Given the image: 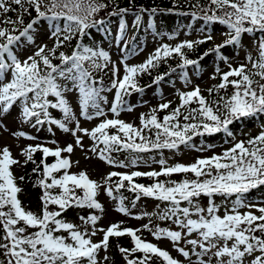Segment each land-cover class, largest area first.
Returning a JSON list of instances; mask_svg holds the SVG:
<instances>
[{
  "label": "snow or ice",
  "instance_id": "1",
  "mask_svg": "<svg viewBox=\"0 0 264 264\" xmlns=\"http://www.w3.org/2000/svg\"><path fill=\"white\" fill-rule=\"evenodd\" d=\"M10 4L18 5L20 12L17 19L4 20V24L13 25L11 29L0 27V114L9 113L19 102L25 122L35 118L33 126L47 123L69 132L70 129L64 121L75 119V115L64 94L67 89L58 83L59 79H64L73 82L78 88L81 115L85 119L94 118L89 114L90 106L96 109L95 117L104 116L105 112L97 102L99 90L94 86L96 81L84 64L90 61L92 69L103 70L110 62L108 53L78 45L71 55L60 52L57 56V49L62 46L59 39L51 49L47 45H37L36 51L23 60L18 58L14 50L22 38L34 43L31 30L44 19L66 22L63 31L67 35H64V40H70L73 32L84 36L86 30L103 23L102 20L94 19V16L107 5L100 3L99 0H0V11L3 13L15 11L9 7ZM30 8L35 10L37 17L25 25L23 15L29 13ZM200 10L205 13V20L219 23L228 29L226 35L229 39L225 44L215 46L214 51L217 53L228 44L239 43L244 33L264 32V0H209L208 6ZM127 11L128 9H120V12ZM156 11L155 8L151 9L152 13ZM139 20L140 16L137 15V21ZM121 30L123 31V25ZM59 31L53 32L52 35L58 36ZM17 32L18 34H15ZM211 39L212 36L209 35L205 40L186 41L175 47L164 44L145 63L137 66L125 64V74L122 78L119 76V69L114 67L115 79L111 88L116 89V93L113 106L110 108L111 113L119 116L124 106V96L130 94V89L142 91L135 80L137 74L149 71L162 59L174 54L183 58L182 66L195 64L197 61L187 59L182 50L192 49L194 43H205ZM259 52L258 60L252 61L249 57V62L256 69L255 72L250 73L246 66L241 64L237 68L230 67L229 71L223 73L217 88L227 89L231 86L234 91L230 97H220L215 108L201 95L197 87L190 92L182 93L181 105L171 114L164 116L162 121L158 119L156 110L153 109L147 117L141 115V128L120 119H105L91 131L81 129L77 121V131L84 132L93 140L95 146L90 151L97 154L100 160L121 168L129 165L116 162L111 152L130 150L144 153L152 149H178L181 144L194 147L190 144L193 136H202L206 133L224 131L231 136L229 125L233 120L264 113V40L260 42ZM53 58L59 59L61 63L54 64ZM101 58L104 63L98 62ZM9 76L10 79H7ZM254 76H258L259 80L254 79ZM159 79L162 77H158L157 82ZM212 91L213 89H209L210 93ZM50 97L55 98V102H52ZM194 102L198 103L199 107L190 108L183 118L185 121L199 122L181 125L178 120L181 109ZM169 107L167 103L161 104L160 110ZM49 109H58L63 114L64 121L54 119ZM127 110L132 109L129 107ZM109 129H115L116 134H110ZM145 130L148 132L155 130L154 139L150 135H145ZM72 134L76 137V145L82 147L81 138L75 131ZM13 135L35 139L27 137L23 132ZM73 150L72 144L55 150L41 145H30L21 152V155L26 157L25 163L34 164L36 161L33 154L37 151L43 154L41 161L43 172L40 173L41 179L36 182V186L42 189L40 215L25 210L18 199L22 189L17 186L10 169L20 161L13 158L8 147L0 150V226L3 228L0 249L4 250L7 264H98L97 255L101 249L105 251L108 249L110 238L124 236L130 237L133 244L131 249L119 247V252L127 264H152L153 258H158L163 264H181V261L173 258L167 250L142 239L138 235L141 229L122 228V222L113 223L107 229H96L95 225L100 217L91 215L80 218L85 225L93 226L91 233H88L80 231L73 223L60 219L63 212L71 207L103 211V206L96 197L100 188L104 187L107 195L116 199L113 196V187L109 184L114 177H118L117 191L124 188L127 182L129 190L137 193V199L143 195L170 205L163 210L159 218L172 220L180 231L159 227L152 229L149 225H144L143 228L151 232L156 240H170L175 250L189 260L190 264H212L213 258L215 264H264V207L257 209L259 215L252 211L244 213L239 211L240 208L255 207L253 204L245 203L244 195L251 189L264 185V131L247 142L235 143L222 155L199 158L190 165L177 164L172 167H164L166 162L160 160L161 171L147 173L136 171L130 174L113 171L104 177L103 184L90 179L85 171L78 174L70 173L72 162L69 158L62 157V152L71 154ZM48 157H54L55 162L47 163ZM136 163L137 159L133 158L131 164L134 166ZM33 171L39 173L40 165ZM60 172L63 174L57 178L54 174ZM177 173H191L195 179L185 178L180 182L167 183L159 180L161 176L168 177ZM143 176L155 182L147 186L135 182V178ZM52 189H60V192L54 194ZM77 190L82 195H78ZM217 195L236 197L232 207L226 209L223 216L218 214L219 209L213 199ZM201 196L209 198L206 208L198 203ZM185 202L187 206L181 207ZM50 205L57 206L58 210H49ZM117 211L129 215L123 198L120 199ZM28 229L35 231L28 233ZM61 231L69 235L67 237L56 235ZM98 231L103 233L102 240L93 242L91 237ZM193 234L197 238H190ZM182 240L192 246L191 255L190 251L179 246ZM135 253L142 255L129 258ZM193 255L197 257L195 262H191ZM104 259L107 260L108 257ZM0 264L4 262L0 261Z\"/></svg>",
  "mask_w": 264,
  "mask_h": 264
},
{
  "label": "rangeland",
  "instance_id": "2",
  "mask_svg": "<svg viewBox=\"0 0 264 264\" xmlns=\"http://www.w3.org/2000/svg\"><path fill=\"white\" fill-rule=\"evenodd\" d=\"M10 7V6H9ZM9 12L3 13L0 11V27H5L11 29L13 25L4 24V20L8 19ZM19 12H15L12 20L17 19ZM24 17V16H23ZM144 21H147V17L144 16ZM112 31L113 41L111 43L102 44L99 47V51H104L108 53L110 57V62L107 64L106 70L109 75V82L103 84H95L94 86L99 90V97L97 98V102L100 105V108L105 112L104 116L95 117L96 109L93 107H89V114L93 115L94 118L89 120L85 119L81 115V107H80V94L78 88L74 85L72 89H68L65 91V97L69 100V104L73 109V113L75 115V119L70 121H64V117L60 120L64 121L66 126L70 129L69 132H65L60 129L56 125L44 124V125H36L30 121L25 122L21 114V106L19 102L13 106V108L7 114H0V150L4 147H8L12 153L14 159L20 161L19 164L11 166V171L16 180L17 186H20L19 179L22 177V166L24 165V161L26 157L21 155V152L26 149L28 146H36L41 145L43 147H48L52 150L57 148L63 149L69 144L73 145V152L71 154L63 153L62 157L69 158L72 162V166L69 169L70 173L78 174L81 171H85L90 179L93 181H97L101 184L104 183V177H106L110 172H118V173H132V172H152V171H161L160 160H164L166 163L164 167H172L177 164L190 165L194 163L199 158H207L213 155H222L223 152L227 149H230L235 143L240 141L247 142L250 138H252L255 133H260L264 129V120L259 125H254V127L250 129H245L243 131L234 133L230 140H219L212 144H201L199 140L195 139L191 142V145L194 147H189L186 145L181 146L178 150L165 153V154H157L150 157H142L137 159V163L133 166L131 164L132 160L120 161L116 158H113L116 162H123L128 167H115L109 165L108 163L100 160L97 154L90 151L92 147L95 146L93 140L84 134L82 131H77V121L79 122V127L81 129H87L88 131L93 130L96 126H98L105 119H120L126 123L133 124L137 128H141V120L140 117L143 114L145 117L152 112L153 109L158 111L160 109L161 104H169L170 108L176 109L181 105V94L187 93L195 88H199L201 95L207 96L210 100L212 95H214V88L217 84L218 77L220 72L223 73L225 70H230L231 68H236L241 64L245 65L247 69L252 71L254 68L252 67V63L249 62V57L252 58V61H255L258 56H260L259 45L264 37L261 39H247L244 43L242 49L235 57L231 59H224L223 66L217 70V67H209L202 74H195L189 71V69H183V72H178L172 75L171 84L169 83H155L150 86H146L142 93H132L124 103L123 108L120 110L119 116H115L111 113L110 108L113 106L115 100V89L111 88L112 82L115 79L113 76V68L119 69V76L122 78L125 74L124 66L127 64L128 66H137L146 62V60L155 53V51L160 48L164 44H168L171 47H175L176 45L190 41L196 42L200 40H205L207 36H212L211 40H208L205 43H194V46H216L225 43L229 39L228 35H226L228 29L224 25H220L219 23L211 22V26H209V30L205 31L200 24H191L186 23L175 36H166V34L158 36L155 33H144V37L142 43H139L136 48L131 51L124 49V45L128 43L130 38L132 37L133 25L137 22L133 16L124 20V23L119 19L114 18L112 21ZM123 24V31L121 30V25ZM60 25L57 24L56 21H41L37 25H34L31 30V34L34 38V43L28 42L25 38H22L19 46L15 48V54L21 60L27 58V56L32 55L36 49L37 45H47L49 49L54 47L57 37L52 35L53 32L60 30L59 33H65L63 29H60ZM20 27V26H18ZM74 51V50H73ZM73 51H70L68 55H71ZM99 62L104 63L102 58ZM84 67L86 69H90L91 62H85ZM221 70V71H220ZM10 79V76L7 77ZM209 89H213L210 93ZM220 97H224L221 94ZM215 98V97H213ZM131 108V111H128V108ZM75 131L76 135L79 136L82 140V147L77 146L75 143L76 137L73 136L72 132ZM116 131V130H115ZM23 132L27 137H34L35 139H28L25 136H17L13 135V133ZM55 142V143H53ZM211 146V147H209ZM102 148L103 145H100ZM202 149V150H201ZM40 152V151H39ZM36 154V153H34ZM78 162V163H77ZM63 173L60 172L56 175L59 178ZM21 187V186H20ZM20 201L21 198L26 197L25 195L18 194ZM97 201L101 203L105 207V214L97 221L95 228L96 229H107L113 223H120L127 225L132 229H141L138 234L142 239L149 241L153 244H156L161 249L167 250L170 255L181 261V264H190V261L185 259L180 253H178L172 242L168 239L156 240L152 233L143 228L144 225H149L152 229L165 228L174 231H180L176 224L172 222V220H161L160 214H162L163 210L168 207L164 204V202L159 200H147L145 207L141 210L144 214L139 212V210L134 209L129 211V215H124L117 211V208L114 206L116 204L114 199H110L107 196V193L103 190V187L100 188L99 193L96 197ZM219 212L218 214L223 216L226 209H230L232 207L231 203L223 202V201H215ZM245 203H250L255 205L254 208H240L239 211L241 213L252 211L254 214L259 215L260 213L257 211L258 208L264 207V192L260 193L251 200H245ZM205 208L207 205L205 204ZM145 213L150 215H145ZM135 217H142L141 219H136ZM79 229L82 225L76 223L75 224ZM80 226V227H79ZM80 230L87 231L91 233L93 230V226L89 224L84 228H80ZM103 233L97 232V234L92 238L93 242H99L102 240ZM190 238H197L195 234H193ZM70 242V241H69ZM180 247H184L185 250L190 251L191 255V245H187L184 240L180 242ZM110 247V246H109ZM108 249L105 251L101 249L97 255L98 264H107L109 261V257L111 250ZM199 251V249H197ZM258 254V253H257ZM211 255V253H209ZM104 257H108L107 260ZM208 257H205L207 259ZM197 260L196 256H191V262H195ZM118 262H115V264ZM212 264H215V258L212 260Z\"/></svg>",
  "mask_w": 264,
  "mask_h": 264
},
{
  "label": "trees",
  "instance_id": "3",
  "mask_svg": "<svg viewBox=\"0 0 264 264\" xmlns=\"http://www.w3.org/2000/svg\"><path fill=\"white\" fill-rule=\"evenodd\" d=\"M100 3L106 4L107 7L101 9L98 13L95 14L94 19L100 21L102 20L103 23L99 24L96 27H92L88 30H86V35L81 36L78 32H73L72 38L70 40H64L63 37L66 34L59 35L58 39L62 41V46L57 49L56 55L58 56L60 52L65 53L68 55L70 51L76 50L78 45H81L83 47H89L92 48L94 51H98V47L101 45V43L109 42L111 40V36L109 34V30L111 27V15L112 12H117L115 16L117 18L122 17H130V16H136L141 15L143 13H147L150 17V22L148 24H145L144 22L141 24L139 28H137L135 33V36H133V40L131 41V44H129V48L136 43V41L139 39L141 33H143L145 29L152 28L155 31H158V34L161 33H168V34H174L178 29L183 26L186 22L189 23H201L205 28L209 27L211 25V22L204 19L205 13L201 11V8H206L208 6L209 0H99ZM196 5H199L200 7H196ZM10 8L15 9V11H9L8 16H13L15 12H20V8L18 5L10 4ZM157 9L155 13L151 12V9ZM120 9H128L127 12H120ZM141 9H147L148 11L141 12ZM30 13V14H29ZM29 13H25L23 16L25 25L29 22H31L33 19L37 17V14L34 9H29ZM195 13V15H193ZM211 14V13H208ZM219 14V13H218ZM59 23L61 28H64L66 25V22L64 20L57 21ZM23 27V26H22ZM15 34H18L15 33ZM264 34V32L255 31L253 33H244L241 35L240 41L237 44H228L220 49V52L217 53L214 51L215 46L206 47L205 45L202 46H195L192 49H183L184 56L187 59H191L193 61H197V63L189 65V68L193 72H197V74L204 72L205 69L211 67L213 64H216L218 67L219 65H222L224 58H232L238 55L240 52V49L244 46V43L247 39H257L261 38V36ZM263 37V36H262ZM259 56L257 57L258 60ZM54 64L59 65L61 61L59 59L53 58L52 61ZM183 65V58L179 55H173L171 57L162 59L159 63L156 64L155 67H151L149 71L137 74L135 77L136 83L140 89H142L146 83H151L156 77H162V81L169 82L171 78V74L174 73L176 70L175 68L177 66ZM185 67V66H182ZM91 72V75L94 76V78L102 79L104 80L103 74H105V70H95L90 68L89 70ZM256 70L249 71L250 73L255 72ZM254 79L259 80L258 76H254ZM230 79H235L234 77H230ZM219 84L221 83V79L219 80ZM58 83H60L65 88H68L71 86L70 81L59 79ZM130 92H134L136 90H129ZM220 92L216 93L213 97L210 98V100L207 99L209 104L215 108L216 101L219 100L221 94H223L224 97H230L233 93L234 89L229 86L227 89H219ZM128 97L127 95L124 96V101ZM50 100L52 102H55V98L50 97ZM198 103H192L188 106H185L181 109V115L179 116L178 120L181 125L188 122H199V121H185L184 115H187L188 110L190 108H198ZM50 113L53 114L55 117H59V110L58 109H49ZM173 112L171 109H165L163 111H156V115L158 119L161 121L163 120V117L166 115H169ZM221 112H223V109H221ZM264 118V113H257L254 116L250 117H243L240 119L233 120V123L229 125V131L231 133L234 132H240L244 129L252 128L254 125H257L258 123H261V120ZM32 122H35V118H32ZM110 134H116L114 132V129L108 130ZM145 135H150L154 139L155 137V130L152 132H148V130L144 131ZM260 133H258L259 135ZM230 138L227 133L224 131L213 133V134H204L202 136H193L194 138L199 139L203 143H211L214 141H217L221 138ZM255 135L254 137H256ZM139 142V141H138ZM191 142V141H190ZM175 150V149H172ZM168 151H171V149H152L151 151L144 152V153H136L132 152L130 150H120V151H113L111 152L112 157H117L122 160L126 159H133L138 158L139 156H151L156 153H166ZM41 153L37 152V154L33 155V159L36 161V163L27 162L22 166V177L23 180L19 179L20 188L22 191L20 192L21 195H25L26 197L21 198V204L22 207L25 208V210L32 211L33 213L40 215L41 214V200L40 197L42 195V189L38 186H36V182L41 179L40 173L43 172V166L41 164V161L43 159V156L40 155ZM53 161V157H48L46 162L51 164ZM37 165H40V172H34L33 169L37 167ZM55 175V174H54ZM169 176V177H159V180L161 182H169V181H176L180 182L183 180V178H189V179H195L194 175L189 174H177L176 176ZM203 179V177L201 178ZM118 180V177H115L112 179V181L109 182V184L113 187V196L117 197L118 204L120 203V199L123 198V204L128 209L131 210L134 208H140L141 206L144 207L147 200L152 197H145L143 195H140V198L137 199V193L132 192L129 190V186L127 182H125V187L122 189L116 190V181ZM136 183L138 182V179L136 180ZM50 182V181H49ZM145 185H151L155 181L152 179H146ZM54 194L59 193L60 189H52L51 190ZM264 191V185L258 186L254 189H251L248 193L244 195V198H252L257 195V192ZM78 195H82V193L77 190ZM214 198L218 199H227V200H235L236 197H224L217 195ZM209 201L208 197L201 196L198 200V202L202 205L203 203H207ZM187 206L186 202L182 203L181 207ZM118 207V206H117ZM7 209H5L6 211ZM49 210L55 211L58 210L57 206L50 205ZM102 211L97 209H89V208H77V207H71L67 211L63 212L60 219L64 220L68 223H73L74 225L76 223L82 225V227L85 226L83 221L80 219L81 217H89L91 215L100 216V213ZM80 227V226H79ZM35 231L34 229H28V233H31ZM27 234V233H26ZM67 232H58L56 235H63L67 236ZM259 235V233H257ZM3 236V228L0 226V237ZM0 242H3L0 240ZM109 248L111 250L109 261L107 264H115V262H118V264H127L126 260L124 259V256L119 252V247H125L131 249L133 247L132 241L130 237L124 236V237H112L109 240ZM4 250L0 249V261H3L4 264H7V257L3 254ZM142 254L135 253L134 256L129 258H137L140 257ZM117 264V263H116ZM152 264H163L161 260L158 258H153Z\"/></svg>",
  "mask_w": 264,
  "mask_h": 264
}]
</instances>
